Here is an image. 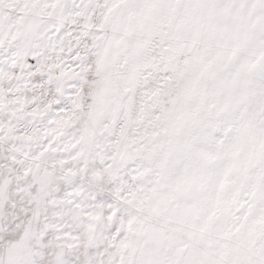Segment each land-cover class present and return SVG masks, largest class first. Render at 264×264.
I'll use <instances>...</instances> for the list:
<instances>
[{
	"label": "snow or ice",
	"instance_id": "1",
	"mask_svg": "<svg viewBox=\"0 0 264 264\" xmlns=\"http://www.w3.org/2000/svg\"><path fill=\"white\" fill-rule=\"evenodd\" d=\"M0 264H264V0H0Z\"/></svg>",
	"mask_w": 264,
	"mask_h": 264
}]
</instances>
